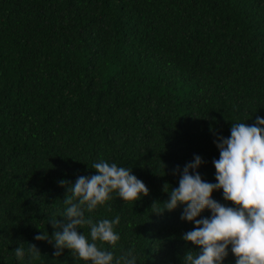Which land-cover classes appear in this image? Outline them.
<instances>
[{"label": "trees", "instance_id": "1", "mask_svg": "<svg viewBox=\"0 0 264 264\" xmlns=\"http://www.w3.org/2000/svg\"><path fill=\"white\" fill-rule=\"evenodd\" d=\"M257 115L264 0H0V264H85L34 237L56 230L53 217L67 223L60 181L95 174L99 160L149 189L85 213L120 216V241L104 247L133 248L138 264H185L198 251L182 239L194 225L183 206L161 204L177 166L200 155L202 179L215 182L214 141ZM213 198L230 205L222 190ZM78 231L90 239L88 225ZM29 244L39 254L18 259ZM224 264H235L230 250Z\"/></svg>", "mask_w": 264, "mask_h": 264}, {"label": "clouds", "instance_id": "2", "mask_svg": "<svg viewBox=\"0 0 264 264\" xmlns=\"http://www.w3.org/2000/svg\"><path fill=\"white\" fill-rule=\"evenodd\" d=\"M214 143L219 150V158L213 160L215 182L202 179L198 169L204 161L194 155L182 170L177 166L178 186L168 191L164 188L169 199L161 203L162 211L183 206L181 220L194 225L182 234V239L198 251H188L185 264H224L229 250L235 264H264V117L257 115L253 124L232 123L230 136ZM92 168L95 174L80 175L74 183L60 181L61 185L67 184L62 215L67 223L53 217L51 223L56 230L51 235L40 231L34 239L51 243L55 256L68 249L85 264H138L133 248L116 257L104 247H115L121 239L116 230L119 215L93 222L85 213L104 205L113 193L123 201H137L147 196L149 189L131 168L115 162L99 160ZM221 190L230 205L213 198V193ZM205 210L211 215L203 216ZM84 225L89 226L90 239L78 231ZM14 252L18 259H23L26 252L39 254L34 244H29L27 250L18 246Z\"/></svg>", "mask_w": 264, "mask_h": 264}]
</instances>
